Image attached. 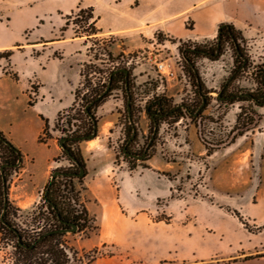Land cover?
Masks as SVG:
<instances>
[{
    "label": "rangeland",
    "instance_id": "1",
    "mask_svg": "<svg viewBox=\"0 0 264 264\" xmlns=\"http://www.w3.org/2000/svg\"><path fill=\"white\" fill-rule=\"evenodd\" d=\"M185 25L191 28L192 22L187 20ZM68 29L72 34H75V29L82 31L72 22ZM90 38L89 62L82 68L78 99L73 109H67L68 112L61 115L59 126L55 128L54 123L38 138V142L49 149L30 139L29 144L35 150L37 160H24L22 157L19 167L7 172V199L16 208L29 209L42 203L52 173L70 168V162L63 155L59 141L82 125L83 96H90L93 91L105 87L114 70H128L133 95L131 118L136 129V140L131 146V152L135 154L142 152L151 136V120L145 112L149 98L164 95L175 105L193 104V89L184 72L178 47L180 42L194 41H178L171 36L156 33L153 38L143 40L140 47L125 51L126 45L122 44L124 39L111 36ZM214 40L198 44L208 45ZM243 45L250 67L232 85V91L255 89L251 76L253 68L264 63V37H244ZM40 50L41 46H38L32 55L39 54ZM233 59V50L229 46L224 48L217 60L203 57L195 59L200 77L209 92L208 105L196 119L185 116L174 123L170 120L162 121L146 160L128 159L123 154L127 113L122 88L112 91L96 109L97 133L92 140L99 137V143L90 148L86 147V141L78 145L85 160L86 175L82 183L75 181L74 185L94 218L95 229L76 235L68 233V238L78 249L87 252L97 247L103 254L92 264H117L120 256H128L131 252L128 246L130 228L138 225L147 229L153 226H195L196 229H206L208 233L215 234L220 228L225 236L237 239L245 246L261 244L259 254L264 255V226L248 221L241 210L259 202L258 170L253 167L250 178H243L235 167V148L230 147L245 132L261 131L264 126V107L250 106L247 102H219L217 96L234 68ZM159 61L171 64L176 79H160L156 69ZM29 91L28 102L33 103L36 99L33 83L29 85ZM12 100L20 113L25 111L29 116V126L34 132L39 126L34 110L24 105L25 97L22 94H17ZM242 108L244 112L238 122ZM250 108L254 114L250 113ZM68 116L69 126L65 124ZM240 130L243 134L237 136ZM209 150L211 154H208ZM51 153L54 156L49 158ZM1 154L2 150L0 158ZM224 158L230 162L221 164ZM139 207L141 211L137 210L136 218L135 211ZM114 211L127 222L122 223V227L111 226ZM235 213L242 216L247 228L239 222ZM134 218L136 222L131 221ZM15 222L24 224L27 221L24 217H17ZM204 235L208 236L206 232ZM112 237L120 239V245L99 244ZM3 256L4 252L0 249V262ZM241 264H264V258Z\"/></svg>",
    "mask_w": 264,
    "mask_h": 264
},
{
    "label": "crops",
    "instance_id": "2",
    "mask_svg": "<svg viewBox=\"0 0 264 264\" xmlns=\"http://www.w3.org/2000/svg\"><path fill=\"white\" fill-rule=\"evenodd\" d=\"M79 6L94 9L99 30L94 38L124 39L125 51L140 47L143 40L156 33L178 41H211L224 22L233 24L245 38L264 37V0H0V53L14 51L9 60L0 59V132L24 160H37L30 139L47 148L38 142L43 120L52 127L58 115L73 105L82 68L89 62L90 40L86 36H76L69 29L61 35L66 16ZM187 20L192 22L191 28L186 27ZM38 46L39 54L32 55ZM31 83L36 87V99L28 105ZM17 94L25 97L24 105L32 108L39 119L34 132L29 116L25 111L20 113L12 100ZM96 139L86 141V147L99 143V137ZM230 147L235 148V167L243 178H250L253 167L258 170L259 202L241 210L248 221L264 226V126L258 132H245ZM53 156L51 153L49 158ZM221 162L230 160L224 158ZM137 210L141 207L135 211L136 218ZM113 218V227H122L126 222L117 211ZM136 218L131 221L136 222ZM130 229L131 252L120 256L117 264H241L264 258L259 254L261 244L245 246L225 236L220 228L216 234L195 226L147 229L138 225ZM119 241L112 237L99 244L117 246Z\"/></svg>",
    "mask_w": 264,
    "mask_h": 264
},
{
    "label": "trees",
    "instance_id": "3",
    "mask_svg": "<svg viewBox=\"0 0 264 264\" xmlns=\"http://www.w3.org/2000/svg\"><path fill=\"white\" fill-rule=\"evenodd\" d=\"M94 17L93 7L83 8L79 6L70 15L66 16L61 33L67 30L70 22H72L82 29L81 32L75 29L76 36H86L90 40L91 36L99 32L95 26L96 19ZM243 42L244 37L241 31L237 30L233 24L226 22L218 26L215 40L208 45L180 42L178 50L183 60L184 72L193 89V104L181 103L175 105L171 99L164 95H153L149 98L145 104V112L151 120L149 141L151 138L156 139L157 129L162 121L170 120L174 123L185 116L196 119L201 115L208 105L209 92L200 77L195 59L203 57L217 60L226 46L233 50L234 68L220 88L217 96L219 102L222 104L247 102L250 106L264 107V63L253 68L251 76L256 85L255 89L231 90L232 85L250 67ZM13 53L12 49L1 52L0 59L9 60ZM108 55L110 56V54ZM114 71L110 73L105 87L93 91L90 96H83L81 104L83 109L82 125L78 130L62 138L64 140L61 147L62 153L70 162V168L59 170L61 174L57 175L54 181L51 182L47 193L44 192L42 203L29 209H21L12 206L7 198L5 200L7 172L19 167L20 164L17 165V163L21 162L22 155L0 132V150H2L0 168L3 166L2 172L0 170V249L4 252L0 264H92L103 255L97 247L87 252L80 250L68 238V233L76 235L95 229L93 226L94 218L83 204L80 194L75 191V181L82 183L86 175L85 160L78 145L83 141H89L96 137L95 111L107 100L111 92L119 87L122 88L125 95L127 113L123 154L128 159H137L136 157L145 154L144 150L148 144L140 154L131 152V146L136 140V133L133 136L136 129L134 121L129 117L127 111V100L130 99L133 113V95L128 81L129 75L124 72L114 73ZM81 76H83V73H81ZM13 79L16 80L17 77L14 75ZM78 88L74 94V103L68 111L73 109L78 99ZM28 105H32V103L28 102ZM200 106H202V109L198 112ZM243 110L244 108L238 115V122L244 112ZM248 110L251 114H254L251 108ZM68 111L65 110L58 115L55 128L59 126L61 115ZM43 121L42 133H45L48 131L49 126L46 120ZM65 121V124L69 126V116ZM242 134L243 131L240 130L237 136ZM152 146L153 143L150 144L148 150ZM124 149L126 152H124ZM211 153L212 151L209 150L208 154ZM147 156L148 152L141 160H146ZM81 169L85 171L84 176L78 175ZM235 215L239 222L247 228L242 216L237 213ZM17 217H24L27 222L19 224L15 222ZM73 227H75V230L70 232Z\"/></svg>",
    "mask_w": 264,
    "mask_h": 264
},
{
    "label": "water",
    "instance_id": "4",
    "mask_svg": "<svg viewBox=\"0 0 264 264\" xmlns=\"http://www.w3.org/2000/svg\"><path fill=\"white\" fill-rule=\"evenodd\" d=\"M116 72H124L126 75H128V70H126V69H118V70L114 71V73H116ZM109 87H110V85L108 86V88H109ZM106 91H107V90H106ZM201 109H202V106L199 107L198 112H199ZM127 111H128V115H129V117H131L130 99L127 100ZM198 112H197V113H198ZM197 113H196V114H197ZM196 114H195V115H196ZM155 132H156V129H155ZM135 133H136V130L134 131L133 136L135 135ZM63 141H64L63 139H61V140L59 141V145H60V147H62ZM152 141H153V138H151L150 141L148 142V144H147V148L150 146V144H151ZM147 148H146V151H147ZM146 151H145V152H146ZM124 152H126L125 149H124ZM144 157H145V154H144L143 156L136 157V158L143 159ZM19 164H20V161L17 163V165H19ZM0 170H1V172H2V170H3V166L0 168ZM60 174H61V172H60L59 170H56V171H54V172L52 173L51 178H50V181H49V183H48V185H47V187H46V189H45V193H47L48 188H49L51 182H53L54 179L56 178V176H57V175H60ZM84 174H85V171H84L83 169H81L78 175H79V176H84ZM4 197H5V200H6V198H7L6 193H5ZM74 230H75V227H73L72 229H70V232H72V231H74Z\"/></svg>",
    "mask_w": 264,
    "mask_h": 264
},
{
    "label": "built area",
    "instance_id": "5",
    "mask_svg": "<svg viewBox=\"0 0 264 264\" xmlns=\"http://www.w3.org/2000/svg\"><path fill=\"white\" fill-rule=\"evenodd\" d=\"M156 69H157V73L159 74V77L161 80L168 81V80L176 79L175 72L173 71L171 64H169L167 61L157 62Z\"/></svg>",
    "mask_w": 264,
    "mask_h": 264
},
{
    "label": "flooded vegetation",
    "instance_id": "6",
    "mask_svg": "<svg viewBox=\"0 0 264 264\" xmlns=\"http://www.w3.org/2000/svg\"><path fill=\"white\" fill-rule=\"evenodd\" d=\"M149 148V147H148ZM148 148H147V151H146V149L144 150V153L146 154L147 152H148ZM146 151V152H145Z\"/></svg>",
    "mask_w": 264,
    "mask_h": 264
}]
</instances>
